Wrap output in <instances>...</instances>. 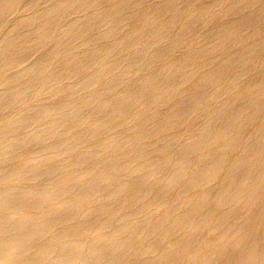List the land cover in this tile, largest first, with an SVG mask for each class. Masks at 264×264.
I'll use <instances>...</instances> for the list:
<instances>
[{
	"label": "bare ground",
	"instance_id": "1",
	"mask_svg": "<svg viewBox=\"0 0 264 264\" xmlns=\"http://www.w3.org/2000/svg\"><path fill=\"white\" fill-rule=\"evenodd\" d=\"M0 264H264V0H0Z\"/></svg>",
	"mask_w": 264,
	"mask_h": 264
}]
</instances>
